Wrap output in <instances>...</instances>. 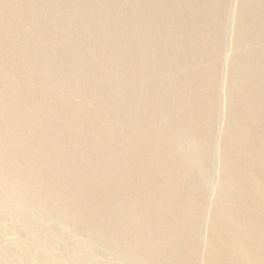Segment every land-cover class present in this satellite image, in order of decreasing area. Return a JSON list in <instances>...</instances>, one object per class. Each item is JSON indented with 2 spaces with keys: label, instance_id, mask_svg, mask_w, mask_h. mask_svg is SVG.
<instances>
[{
  "label": "rangeland",
  "instance_id": "1",
  "mask_svg": "<svg viewBox=\"0 0 264 264\" xmlns=\"http://www.w3.org/2000/svg\"><path fill=\"white\" fill-rule=\"evenodd\" d=\"M250 259L264 0H0V264Z\"/></svg>",
  "mask_w": 264,
  "mask_h": 264
},
{
  "label": "bare ground",
  "instance_id": "2",
  "mask_svg": "<svg viewBox=\"0 0 264 264\" xmlns=\"http://www.w3.org/2000/svg\"><path fill=\"white\" fill-rule=\"evenodd\" d=\"M233 230V229H232ZM229 232V231H228ZM223 236V235H222ZM221 236V237H222ZM233 236H234V234H233ZM235 237V236H234ZM238 237V236H237ZM232 240V239H231ZM253 241H256V239L255 240H253ZM239 244V243H238ZM251 244H252V241H251ZM238 247L237 248H239L240 250H243V252H244V254H245V257H247V253L245 252V250H244V248H246L245 247V245L244 244H240V245H237ZM250 262H252V264H254V262L250 259Z\"/></svg>",
  "mask_w": 264,
  "mask_h": 264
}]
</instances>
